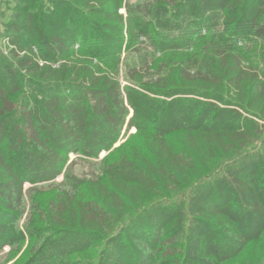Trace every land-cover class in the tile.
Masks as SVG:
<instances>
[{"label":"trees","instance_id":"16d2710c","mask_svg":"<svg viewBox=\"0 0 264 264\" xmlns=\"http://www.w3.org/2000/svg\"><path fill=\"white\" fill-rule=\"evenodd\" d=\"M22 1L8 28L10 59L0 57V251L27 237L28 256L19 264H203L189 244L181 248L180 227L165 232L166 208L180 212L204 189L216 199L225 181L261 210L253 186L235 171L254 157L264 164V43L250 51L230 41L237 31L223 32L245 0L224 7L222 21L221 6L204 0H137L124 3L125 13L115 0L40 1L38 9ZM257 3L250 39H264V0ZM184 14L196 23L166 47V37L179 33L171 19ZM123 50L133 54L126 63ZM180 91L228 106H215L197 132L184 129L183 143L168 135L183 114L167 108L169 97ZM132 127L148 128V155L124 143L110 151ZM102 151L108 153L92 176L68 163L71 153L86 161ZM209 156L216 163L206 162ZM26 198L29 216L20 225ZM194 213L190 220L212 234L207 263L220 264L248 242L245 230L229 235L222 222L219 230Z\"/></svg>","mask_w":264,"mask_h":264},{"label":"rangeland","instance_id":"374dc122","mask_svg":"<svg viewBox=\"0 0 264 264\" xmlns=\"http://www.w3.org/2000/svg\"><path fill=\"white\" fill-rule=\"evenodd\" d=\"M22 0H0V57L7 56L10 59V34L8 28L11 26V20L16 13V10L19 7V3ZM34 1V0H33ZM32 0H23L24 7H34V9L40 8L38 3L41 4L45 3L46 6H52L51 0H36L33 2ZM120 2V7L118 11L120 13H125L124 3L125 2H134L137 0H115ZM144 1V0H142ZM149 2H155V0H146ZM207 3V6H221L219 9L220 11L217 12V16L219 17L220 21L224 20V7L228 6L232 0H223L220 3V0H204ZM22 3V4H23ZM257 0H245L244 5L242 6V13L240 18L236 21L235 25H226L223 32L230 33L233 30L237 31V33L233 36L230 41L236 43L238 46H243L250 51L258 49L264 43V39L257 38V36H253L250 39V25L253 17L255 16L256 9H257ZM20 6V5H19ZM45 6V7H46ZM202 6V5H201ZM212 12V11H210ZM125 15V14H124ZM240 15V14H239ZM204 18V17H201ZM264 21V13L261 17ZM261 19V20H262ZM193 20V21H189ZM195 20V21H194ZM196 17L184 14L180 16L178 19L172 18L170 25H176L179 29V33L174 32L173 35H169L166 38L171 40L166 47L176 46L177 39L183 36L181 33L183 30L187 29L189 23L194 22L196 23ZM181 30V32H180ZM208 31L203 30L201 34H206ZM193 36L190 35V39L192 43H197L198 40L200 41V37L197 36L196 32H193ZM182 34V35H181ZM147 35L141 34L139 35V39H145ZM24 39L27 42V36L24 33ZM147 39V38H146ZM150 40V39H147ZM253 42H252V41ZM176 41V42H175ZM25 42V43H26ZM255 42V43H254ZM28 43V42H27ZM193 44V45H194ZM183 45V44H178ZM193 46H189L187 50H191ZM129 50H123L121 54L122 62L126 63V61L131 60L133 54L128 52ZM127 57V58H126ZM155 57L158 59L162 57V54L157 52ZM120 80L122 85L128 84V81L124 77V71L121 68L120 70ZM157 98H167L165 96H156ZM171 100L170 105H167L168 109L175 108L179 112L182 111V115H178V119L173 122V124L169 125V137L173 140H176L178 143H183L184 138L183 134L186 130H191L193 132H197L199 127L204 126L205 124L209 123L211 120L212 111L215 106H223L227 108L228 106L225 105L221 101H217L211 99L207 96L195 95V94H186L180 91L176 93L173 97H169ZM188 99V100H186ZM211 103V104H210ZM205 104H208L207 106ZM166 107V105H165ZM164 105L160 106L159 114L163 115L162 111L165 108ZM180 107V108H179ZM132 111V110H131ZM157 113L155 111H151V115ZM245 114V113H244ZM247 115V114H246ZM168 126V125H167ZM144 132L150 133L148 128H145L144 131H137L135 127H132L128 130V132L122 133L119 139L114 143L113 147L110 149L113 150L115 147L124 143V146L128 145H135V148L138 149L139 156L148 155L144 145L142 144V139ZM108 151H102L99 153L97 159H86V161L82 160L85 159L83 156L80 158L81 160H75L74 153L69 154V161L71 163L72 170L81 176H92L94 174V168L99 166V160L102 159ZM114 151L112 152V154ZM74 160V161H72ZM96 162H93V161ZM88 161V162H87ZM216 158L209 156L206 158V162L209 164L216 163ZM93 162V163H92ZM96 163V164H95ZM95 164V165H93ZM263 159L262 158H252L247 161V164L243 166V168L239 171H235L236 174H243L248 185L253 186V193L254 198L252 201H260L261 203V210L255 211L251 209V199L247 196H239L235 193L234 189L230 187L225 181H220V194L219 196L214 199L216 191H210L209 189H204L201 195L197 197H190L187 199L183 205L182 210L178 212L177 208L169 206L165 210V217L168 219L169 228L165 229L166 231L174 232L177 227H180V242L182 243V247L186 246L185 244H189V251L188 253L191 254L192 259L198 260L203 264H210L207 263V258L209 259L210 248L208 238H212V234L207 236V230L202 229L201 226L199 228L196 227L195 222L192 219L194 212L198 213L204 217L210 224L214 225L217 229H221L220 225H225L228 227L227 233L230 235L234 229H243L246 231V237H248V242L245 244L243 249L236 255L226 259L225 261L221 262L220 264H264V166H263ZM192 174L195 173L194 171L191 172ZM198 174V171H196ZM200 173V172H199ZM62 176H59L57 180H60ZM188 181V180H187ZM26 187L29 186L28 183L25 185ZM213 193L211 196L210 194ZM212 197V198H211ZM212 199V201H210ZM208 200V201H207ZM29 201L26 198L25 201V210L23 211L22 215L20 216V225H23L26 222V219L29 216ZM204 212V214H201ZM193 213V214H192ZM200 224V223H199ZM200 226V225H199ZM196 227V228H195ZM188 228V230H187ZM208 228V227H207ZM206 228V229H207ZM188 231V232H187ZM133 241V240H132ZM135 243H137L134 240ZM30 246L29 239L25 237V240L18 248V245L12 249L10 246H5L0 251V264H19L22 260H25L28 256V249ZM183 250V249H182ZM78 256H75V258ZM157 261V258L151 261L150 264H154Z\"/></svg>","mask_w":264,"mask_h":264}]
</instances>
